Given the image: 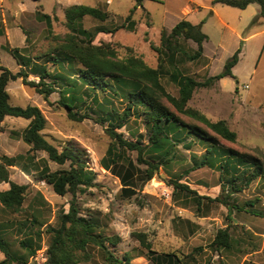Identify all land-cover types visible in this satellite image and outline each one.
<instances>
[{
  "label": "rangeland",
  "instance_id": "1",
  "mask_svg": "<svg viewBox=\"0 0 264 264\" xmlns=\"http://www.w3.org/2000/svg\"><path fill=\"white\" fill-rule=\"evenodd\" d=\"M57 1L41 0V10L38 9L53 19L51 31L34 14L15 22V27H21L27 35L24 43L20 41L23 37L20 29L10 32L8 47L20 49L24 59L33 61L32 65L25 68L30 80H39L32 71L36 69L35 64L44 66L52 75L65 74L59 68L55 69L49 57L44 55L52 52L60 43L58 38L70 32L64 10L56 12L58 17H53ZM67 1L61 0L60 3L67 5ZM83 1L86 6L99 7L111 14L105 23L86 17L83 27L87 30H93L99 25L111 29L120 26L131 10L137 8L133 15L138 23L136 31L121 30L115 35L119 41L112 42L118 44L116 49L120 58L130 54L126 47H131L133 54L141 57L152 68H158L160 63H163L165 69L171 67L166 56L163 54L160 62L159 54L151 47V43L161 46L163 31L169 34V29L182 20L195 25L202 24V31L209 40L202 58L196 61L184 59L181 62L182 55H177L180 61L178 68L198 82L222 73L226 62L241 48L240 61L233 69L236 78L227 77L212 87L197 90L189 102L191 108L198 110L210 121H226L230 129L237 133L236 142L215 136L197 120L178 115L184 121L198 125L214 135L216 148L254 157L264 168V19L259 15L258 4H251L247 11H243L223 4H213L214 0H111L109 4L108 0ZM188 6L198 11L186 15L184 12ZM164 27L168 29L163 30ZM101 42L106 41L96 38L95 44ZM4 44L0 42V66L16 74L24 68L8 51L3 50ZM181 45L188 55H193L197 50V44L193 41L181 39ZM79 69V66H66V72H72L69 80L65 83L57 81L62 87L56 85L57 92L48 99L34 88L25 86L21 79L11 81L7 90L11 105L22 108L35 106L42 111L47 120L42 134L47 141L60 151L67 147L79 151L80 160L92 182L80 187L75 202L82 216L97 220L100 227L98 232L104 236L120 238L117 247L110 246L115 256L122 258L128 253L133 257L132 264H156L144 256L153 254L144 249L134 237L136 233H143L148 236L152 250L159 257L164 253L174 254L182 260V264H264V174L250 186L244 187L245 182L251 178L254 166L242 165L238 168L239 164L233 161L238 171L235 173L230 168V172L226 173L219 167L220 162L227 161L226 157L220 162L216 161L213 168L205 166L193 170V156L198 160L203 159L211 145L195 141L192 137L187 139V142L192 140L191 147L178 145V159L169 167H160L150 181H146L148 166L138 161L136 151L118 148V163L111 170L104 169L101 161L114 142L108 133L109 124L102 121L105 114L102 110L105 107L107 112L115 110L121 114L128 101L124 97L112 96L109 90L106 93L93 89L80 78ZM53 80L46 79L47 82ZM162 83L169 94L179 96L177 86L168 76L162 78ZM66 84L73 87L76 95L86 102L84 105L78 104L75 109L80 116H85L81 122L71 119L69 111L61 104L60 92ZM94 94L97 95L98 104L91 99ZM164 103L170 107L165 99ZM29 123L26 119L14 117H6L0 123V158L3 155L14 157L28 153L31 146L23 141V132ZM116 132L123 134L128 141L140 139L142 145L149 142L144 118L131 117ZM31 155H35V160L34 164L29 162L30 176L18 168L10 170L12 182L29 186L23 210L14 214L5 211L0 205V224H5L7 230L5 238L11 250L23 257L27 254L20 243L26 239L30 230V235L34 237L37 228L30 225L33 216L43 224L42 239L40 242L35 240L34 246L39 247L37 251H48L52 236L47 229L59 226V217L69 212L70 203L74 199L70 193L64 197L57 195L52 186L38 180L35 171V166L39 169L48 166L52 172L69 170L71 163L58 165L50 161L48 154L43 151ZM233 176L237 178L234 189H244L231 194L228 201L238 207L255 202L251 209L259 216L246 211H229V207L220 202L233 191ZM176 181L189 186L195 193L175 190ZM125 187L133 190L134 194L127 193ZM6 188L9 185H0V191ZM227 227L237 244L231 250H218L213 245L214 239L219 230ZM37 251L28 264H36L34 258ZM88 253L91 259L82 264H106L103 251L95 245L88 247ZM4 258L0 253V260Z\"/></svg>",
  "mask_w": 264,
  "mask_h": 264
},
{
  "label": "trees",
  "instance_id": "2",
  "mask_svg": "<svg viewBox=\"0 0 264 264\" xmlns=\"http://www.w3.org/2000/svg\"><path fill=\"white\" fill-rule=\"evenodd\" d=\"M213 4H223L240 10L247 9L251 4H258L260 6L259 15L264 19V0H214ZM136 9L131 10L125 22L120 26L111 29L104 25H99L93 30H87L83 27V21L86 17L105 23L110 19V13L98 7L85 5H74L65 8L66 24L70 32L58 38L60 43L53 48L52 52L44 54L49 57L55 69L59 68L65 74L59 75L56 73V75H52L44 66L35 64L36 69H32V71L38 76L39 80H30L29 72L25 71V68L32 65V59H24L18 48H5L24 69L15 74L11 70L0 66V123L6 117L28 120L30 123L23 132V141L31 146V149L26 155L14 157L1 156L0 184L8 183L10 189L0 191V205L5 211L14 214L23 210L29 186L12 182L10 180V170L11 168H18L25 175L30 176L29 162L34 164L35 160V155L32 156L31 153L43 151L48 154L50 161L58 165H65L67 162L71 163L69 170L55 172H52L48 166L42 167V169L35 166L39 181H44L52 186L54 192L59 196L64 197L70 193L74 198L70 203L69 212L63 213L59 217V226L47 229V232L52 236L51 244L47 251V264H82L89 262L91 256L88 253V247L90 245H95L103 251L106 264H132L133 257L128 253H125L122 258L115 256L110 246L117 247L120 238L117 236H104L101 232H98L100 227L97 220L94 218L88 219L80 214L75 202L77 192L82 185H90L92 179L85 165L80 160L79 151L73 150L70 147L60 151L46 140L42 132L46 128L47 120L38 107L28 106L22 108L11 105L10 95L7 90L11 81L21 79L25 86L34 88L38 94L48 99L52 94L57 92L56 85H61L57 81L65 83V81L69 80V74L72 72H66V66H79L80 78L93 89H100L106 93L110 91L109 93L112 96L124 97L128 102L127 107L121 114L115 110L112 113L107 112L105 107L102 110L105 113L102 121L109 124L108 133L114 142L101 161L102 167L106 170H111L112 166L118 163V159H120V154L117 152L118 148L136 151L138 153V161L148 166L146 181H150L154 178L155 173L160 167H169L178 159V154L176 153L178 145L184 144L188 148L191 147L192 140L187 142V139L192 137L195 141L211 145V148L207 149L203 159L198 160L196 156H193L195 160L193 170L205 166L213 168L216 161L220 162L223 157H226L227 161H222L219 165L226 173L230 172V168L235 173L238 171L233 166V161L239 164L238 168L242 165L254 166L251 178L245 182L244 187L250 186L254 180L264 174L263 165L256 158L247 156L246 154H239L232 150H220L215 147V136L230 142H236L237 140V133L230 129L226 121L212 122L198 110L189 106V102L197 90L212 87L227 77L236 78L233 69L240 61L241 48L226 62L222 73L212 76L204 82H198L178 68L177 64L180 61H178L177 55H182V58H180L181 62L184 59L196 61L202 58L204 43L208 41V36L202 31V24L195 25L187 20H182L169 34L163 31L161 46L157 47L151 43L152 49L159 54L160 62H162L163 54L169 60L171 63L170 69H165L162 65L163 63H160L158 68L148 66L141 57L133 54V48L131 47H126L130 54L125 58H120L116 49L118 44L113 42L95 44V40L99 34L112 35L120 30L135 32L138 23L134 20L133 15ZM37 19L45 22L50 31L53 29V19L50 15L42 14L38 10ZM181 39L193 41L197 44V50L193 55H188L184 51ZM165 76H168L169 80L177 86L178 97L172 96L165 89L162 83V78ZM47 78H54V80L47 82ZM60 95L61 104L69 111L70 118L78 122L83 121L85 116H80L75 112V109L78 107V104L84 105L86 102L76 95L75 89L66 84V86H63ZM91 99L94 103H99L96 94ZM164 99L170 104V107L164 103ZM100 107L103 109V106L100 105ZM178 114L186 115L191 119L203 123L215 136L198 125L184 121ZM134 116L144 118L149 133L147 145H142L140 139L134 142L128 141L124 138L123 134L116 132V129L124 127L129 122V119ZM236 180L237 178L233 176V191L220 200V202L227 205L229 211H246L254 216H259L260 214L251 209L254 207L255 202H249L243 207H238L228 201L231 194L241 192L244 189L242 187L234 189ZM174 188L175 190L179 189L195 193L190 190L189 186L180 184L177 181L174 183ZM124 190L130 193V195L134 194V191L127 187ZM30 225L33 227L37 226V228L34 232V237L30 235V230L26 239L20 243L27 254L23 257L21 254L11 250L5 238V234L7 233L5 224H0V253L5 257L4 260H0V264H28L29 259L39 248L34 246V241H41V227L43 224H40L38 218L33 216ZM134 237L144 249L153 254L151 256L149 254L144 255L148 260L156 264H182V260L174 254L164 253L159 257L157 252L152 250V245L148 241L146 234L136 233ZM235 241L229 227H227L218 231L213 245L218 250H231L237 244Z\"/></svg>",
  "mask_w": 264,
  "mask_h": 264
},
{
  "label": "crops",
  "instance_id": "3",
  "mask_svg": "<svg viewBox=\"0 0 264 264\" xmlns=\"http://www.w3.org/2000/svg\"><path fill=\"white\" fill-rule=\"evenodd\" d=\"M60 2H61V0H58L56 2L54 9H53V12H54L53 17L54 18L57 16L56 12L58 13L59 11H63L67 7L74 6V5H84L83 0H68L67 5H64ZM109 3H111V0H108V4ZM40 4H41V0H0V42L3 41L6 43L3 45V50H6L5 48L8 47L7 41L10 42V40H9L10 32L13 29H18V30L20 29L21 30V32L23 34V37L20 40L21 42L24 43L27 40V35L25 34V32L22 30L21 27H19V26L15 27V22H17L18 20L24 19V17H31L34 14L37 17L36 12L40 8ZM250 6L243 11H247L250 8ZM41 7L43 8V5H41ZM40 10H41V8H40ZM104 11L109 12L107 10H104ZM197 11H198L197 8H191L190 9V7L188 6V9H186L184 14L188 15V14H192L193 12H197ZM177 24L178 23L173 25V27L169 30H172ZM227 26H229V25L227 24ZM137 28H138V25H137ZM164 29H168V28L164 27L163 30ZM203 29H204V27H202V30ZM233 33H234V30H233ZM115 35H116V33L112 34V35L111 34H99L97 38L98 39H104L106 42L119 41V40H116ZM102 37H106V38H102ZM207 42H209V40L204 43V52H205V45ZM3 184L9 185L8 183H2V185ZM9 189H10V185H9L8 189L6 188L3 191L9 190Z\"/></svg>",
  "mask_w": 264,
  "mask_h": 264
},
{
  "label": "built area",
  "instance_id": "4",
  "mask_svg": "<svg viewBox=\"0 0 264 264\" xmlns=\"http://www.w3.org/2000/svg\"><path fill=\"white\" fill-rule=\"evenodd\" d=\"M34 261L36 264H47L48 262L47 249L37 251Z\"/></svg>",
  "mask_w": 264,
  "mask_h": 264
}]
</instances>
